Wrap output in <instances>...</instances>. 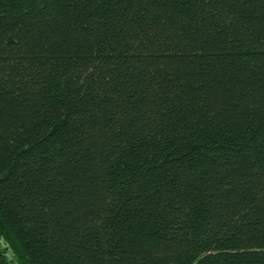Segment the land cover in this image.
<instances>
[{
    "label": "trees",
    "instance_id": "16d2710c",
    "mask_svg": "<svg viewBox=\"0 0 264 264\" xmlns=\"http://www.w3.org/2000/svg\"><path fill=\"white\" fill-rule=\"evenodd\" d=\"M0 239L264 264V0H0Z\"/></svg>",
    "mask_w": 264,
    "mask_h": 264
},
{
    "label": "rangeland",
    "instance_id": "374dc122",
    "mask_svg": "<svg viewBox=\"0 0 264 264\" xmlns=\"http://www.w3.org/2000/svg\"><path fill=\"white\" fill-rule=\"evenodd\" d=\"M0 249H2L3 251H5L8 254V256L11 257V252H10L9 247L7 246V243L4 242V241H2L1 239H0Z\"/></svg>",
    "mask_w": 264,
    "mask_h": 264
}]
</instances>
